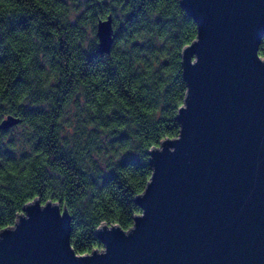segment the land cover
<instances>
[{"label":"trees","instance_id":"1","mask_svg":"<svg viewBox=\"0 0 264 264\" xmlns=\"http://www.w3.org/2000/svg\"><path fill=\"white\" fill-rule=\"evenodd\" d=\"M109 15L115 40L100 54ZM196 37L182 0H0V122L21 119L0 129V231L36 198L67 207L78 254L103 247V223L130 230L149 150L179 135Z\"/></svg>","mask_w":264,"mask_h":264},{"label":"water","instance_id":"2","mask_svg":"<svg viewBox=\"0 0 264 264\" xmlns=\"http://www.w3.org/2000/svg\"><path fill=\"white\" fill-rule=\"evenodd\" d=\"M197 26L183 48L179 135L149 150L151 178L130 230L103 223V247L70 248L58 202L28 203L0 231V264H264V0H182ZM110 54L112 15L96 25ZM21 119L8 114L0 129Z\"/></svg>","mask_w":264,"mask_h":264},{"label":"clouds","instance_id":"3","mask_svg":"<svg viewBox=\"0 0 264 264\" xmlns=\"http://www.w3.org/2000/svg\"><path fill=\"white\" fill-rule=\"evenodd\" d=\"M262 46H264V43H262V44L259 46V49H260ZM259 49H258V50H259ZM73 235H74V232L72 233V235H71V237H70V248H71V250H72L71 245H72V243H73Z\"/></svg>","mask_w":264,"mask_h":264},{"label":"rangeland","instance_id":"4","mask_svg":"<svg viewBox=\"0 0 264 264\" xmlns=\"http://www.w3.org/2000/svg\"><path fill=\"white\" fill-rule=\"evenodd\" d=\"M15 126H17V125H15ZM15 126H14V128H15Z\"/></svg>","mask_w":264,"mask_h":264}]
</instances>
